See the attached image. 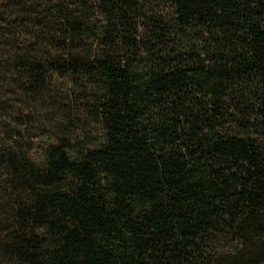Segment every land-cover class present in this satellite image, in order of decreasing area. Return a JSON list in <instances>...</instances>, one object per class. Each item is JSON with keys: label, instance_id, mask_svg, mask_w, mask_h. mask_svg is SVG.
Segmentation results:
<instances>
[{"label": "trees", "instance_id": "trees-1", "mask_svg": "<svg viewBox=\"0 0 264 264\" xmlns=\"http://www.w3.org/2000/svg\"><path fill=\"white\" fill-rule=\"evenodd\" d=\"M3 3L0 264H264V0Z\"/></svg>", "mask_w": 264, "mask_h": 264}, {"label": "rangeland", "instance_id": "rangeland-1", "mask_svg": "<svg viewBox=\"0 0 264 264\" xmlns=\"http://www.w3.org/2000/svg\"><path fill=\"white\" fill-rule=\"evenodd\" d=\"M149 1H151L152 3L148 4L147 9H152L154 6L160 7L161 4H163L164 0H149ZM3 4H4L3 0H0V16L2 14ZM20 41H23L22 37L20 38ZM20 45L21 47L24 46L22 42L20 43ZM51 86H52L51 100L55 102H63L64 100L65 102L73 105L75 102L74 95L75 94L78 95L81 92V89L77 87L78 85L72 83L67 79H57V81L54 80L53 85ZM5 89H10V87L6 85ZM7 98L10 99V97L8 96ZM26 110L28 111H23L21 113L24 120L27 121L28 123L27 128L30 129L31 137L36 142V146L40 148V146H42L43 144L56 140L54 124L48 121V119L44 118L45 117V115H43L44 112H41V110L35 108H33V110L31 109H26ZM74 113L76 112L74 111ZM29 115L32 116V118L30 117L31 119H28ZM79 130L82 134L87 136L88 140L91 141H93L98 136L97 125L92 120H88L87 123L84 124V127L80 128Z\"/></svg>", "mask_w": 264, "mask_h": 264}]
</instances>
